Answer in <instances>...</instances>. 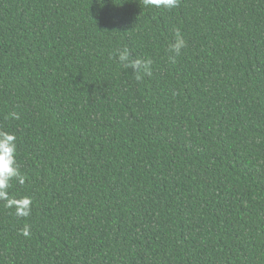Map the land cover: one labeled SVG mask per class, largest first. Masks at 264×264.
I'll return each instance as SVG.
<instances>
[{
	"label": "trees",
	"instance_id": "obj_1",
	"mask_svg": "<svg viewBox=\"0 0 264 264\" xmlns=\"http://www.w3.org/2000/svg\"><path fill=\"white\" fill-rule=\"evenodd\" d=\"M0 130V264H264V0H0Z\"/></svg>",
	"mask_w": 264,
	"mask_h": 264
},
{
	"label": "clouds",
	"instance_id": "obj_2",
	"mask_svg": "<svg viewBox=\"0 0 264 264\" xmlns=\"http://www.w3.org/2000/svg\"><path fill=\"white\" fill-rule=\"evenodd\" d=\"M145 5L163 6L172 9L178 6L179 0H144ZM186 47V41L179 30L175 32L174 42L169 45V60L176 62V58ZM121 66L126 70H131L135 75V79L140 81L144 75H151L152 61L149 59H141L133 57L129 49L124 48L117 53ZM14 119H19L17 113H10ZM16 136L8 131L0 130V201L5 203L8 208L15 209L17 217L26 218L30 216L32 211V199L25 195L19 198L10 194V187L13 180L20 184L25 182V177L21 174L20 167L17 162V144ZM22 234H29V227L22 229Z\"/></svg>",
	"mask_w": 264,
	"mask_h": 264
}]
</instances>
